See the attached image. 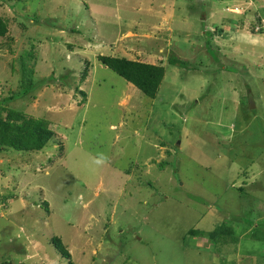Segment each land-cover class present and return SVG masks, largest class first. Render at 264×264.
<instances>
[{
	"label": "rangeland",
	"instance_id": "rangeland-1",
	"mask_svg": "<svg viewBox=\"0 0 264 264\" xmlns=\"http://www.w3.org/2000/svg\"><path fill=\"white\" fill-rule=\"evenodd\" d=\"M0 15V101L32 81L5 106L55 131L0 153V264H68L55 236L74 264H264V0H0ZM100 55L163 65L157 96Z\"/></svg>",
	"mask_w": 264,
	"mask_h": 264
},
{
	"label": "trees",
	"instance_id": "trees-1",
	"mask_svg": "<svg viewBox=\"0 0 264 264\" xmlns=\"http://www.w3.org/2000/svg\"><path fill=\"white\" fill-rule=\"evenodd\" d=\"M260 19L261 17H259V20ZM260 31H263V28H261ZM9 33V22L0 15V37L12 39ZM210 34L212 35L214 32ZM207 45H210V41L207 42ZM98 59L105 67L111 69L129 83H132L146 96L151 98L157 96L166 71L163 65L146 63L125 56L100 55ZM184 63L186 62L181 59H169V64L172 65L182 66ZM88 73L89 70L86 68L82 74V81L88 77ZM26 80L27 79L23 80L24 86L19 93L13 94L14 96L4 98L0 101V153L8 149L21 153L39 152L42 151L55 136V131L52 129L51 122L48 118L32 116L21 110L5 106L10 100H15L19 96L27 95L33 90L34 85L32 81L25 82ZM226 228L231 229L228 235L232 240H236L237 242L239 235H237L233 226L229 225L228 227L227 225ZM219 230L220 229L215 231L216 233H210V235L214 234L212 236L213 240H216L219 236ZM190 231L194 232V229ZM197 233L199 235L205 234L201 230L197 231ZM254 237L264 242L262 234L256 233ZM226 238L225 234L222 239L226 240ZM52 243L61 253L62 257L69 261L68 264H74L72 255L61 238L57 236L53 237ZM227 257H229V255Z\"/></svg>",
	"mask_w": 264,
	"mask_h": 264
},
{
	"label": "crops",
	"instance_id": "crops-1",
	"mask_svg": "<svg viewBox=\"0 0 264 264\" xmlns=\"http://www.w3.org/2000/svg\"><path fill=\"white\" fill-rule=\"evenodd\" d=\"M130 85H131V86H133V84H132V83H130ZM135 87H136V86H135ZM136 88H137V87H136ZM254 118H255V117H254ZM252 121H253V119H249V121H248V122H252ZM232 134H233V133H232ZM232 134H231V135H232ZM247 167H250V166H247Z\"/></svg>",
	"mask_w": 264,
	"mask_h": 264
}]
</instances>
